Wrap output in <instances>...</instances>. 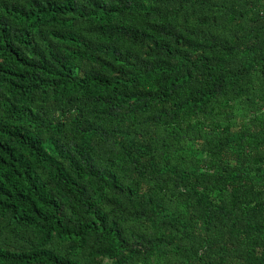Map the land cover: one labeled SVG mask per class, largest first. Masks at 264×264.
Segmentation results:
<instances>
[{
	"label": "trees",
	"instance_id": "1",
	"mask_svg": "<svg viewBox=\"0 0 264 264\" xmlns=\"http://www.w3.org/2000/svg\"><path fill=\"white\" fill-rule=\"evenodd\" d=\"M0 264H264V0H0Z\"/></svg>",
	"mask_w": 264,
	"mask_h": 264
}]
</instances>
